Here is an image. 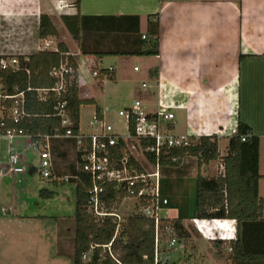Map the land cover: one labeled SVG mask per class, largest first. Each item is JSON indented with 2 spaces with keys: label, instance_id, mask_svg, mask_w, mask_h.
<instances>
[{
  "label": "crops",
  "instance_id": "crops-1",
  "mask_svg": "<svg viewBox=\"0 0 264 264\" xmlns=\"http://www.w3.org/2000/svg\"><path fill=\"white\" fill-rule=\"evenodd\" d=\"M74 2L75 0H0L1 59L13 55L26 57L43 50V38H39L38 35L41 14H48L60 32L56 21H62V14L77 13ZM80 12L87 17L83 25L82 43L89 51L120 50L125 47L123 40L131 33L129 30L126 33L122 30L121 17L138 16L140 32L147 35L149 21L156 20L158 15L160 53L138 55L146 57L148 65L137 98L144 102L148 110H156L159 100L164 104H170L176 116L171 131L176 135L198 137L216 134L219 137V147L221 142L225 143L224 151L220 149L221 155L226 153L229 137L235 134L238 121L242 119L251 126L253 134L258 138L260 152L259 149L264 143V0H80ZM49 37L59 41L58 37ZM67 46L69 53L76 56L78 63V55L82 53L81 47L78 43L74 49L68 44ZM91 56L93 55H89ZM108 56L116 59L109 68H114L117 77V59L125 55ZM93 57L95 60L92 61V65L97 62L99 66V60L103 57L98 59L95 55ZM135 67L136 65L134 72H141V68L135 70ZM143 83H146L147 87L144 88ZM79 84L82 91L80 74ZM102 114L105 119L103 111ZM176 126L180 127L182 132H177ZM80 132L84 133L81 129ZM20 137L29 138L31 144L29 136ZM20 137L10 140L0 135V170L9 164V157L13 151L21 154L22 163L26 166V172L5 174L0 178V186L2 185L4 189L12 185L11 177L16 178L28 171L31 175L39 173L38 162L36 165H28L22 151L17 149L15 140ZM63 142L72 141L68 138L51 140L52 177L43 178L39 173L40 178L48 183L39 189H48L51 183L55 186L60 183L68 186L69 194L72 191L76 194V183L73 180L76 179L75 171L79 165L78 152L76 145L74 152L67 151L68 145ZM245 151L253 152L248 149ZM245 151L244 168H252L253 165L248 161L251 157ZM2 152L8 157L6 164L1 159ZM58 157L64 158L60 166ZM191 159L190 157L184 160L189 170L185 176H191L193 173L196 175V163L190 162ZM219 161L211 163L215 162L218 166ZM211 163L202 168L204 175H207L206 170ZM258 168L263 177L257 183V194L264 199V173L260 166ZM217 173L218 170L214 174ZM72 184L75 188L70 186ZM2 191L0 198L6 195L4 190ZM0 206L2 208L0 248L7 249L10 241L15 240L13 236L15 231L12 229L18 226L19 230L24 232L19 237L24 240L31 236L32 231L40 230L43 233L44 216L38 213L23 215L10 210L6 214H1L6 210V205ZM175 212L178 215L169 217L181 218L190 235L188 238L178 236L179 249L169 252L172 264H232L229 248L231 240L236 236L234 220H197L193 225L183 218L179 213L181 210ZM51 217L58 221L57 231L51 241V247L42 245V249L39 250L38 243L36 244L37 261L68 264L67 260L57 255L59 253L57 245L64 241L65 236L67 238L72 236L75 251V221L71 226L67 218ZM25 221L30 224L27 225ZM206 236L214 238L216 242H212V246L200 245V241L207 238ZM240 239L245 252L254 254L257 264H263L264 220L243 223L240 228ZM19 243L31 247L30 240ZM252 261L247 264H251Z\"/></svg>",
  "mask_w": 264,
  "mask_h": 264
},
{
  "label": "trees",
  "instance_id": "trees-1",
  "mask_svg": "<svg viewBox=\"0 0 264 264\" xmlns=\"http://www.w3.org/2000/svg\"><path fill=\"white\" fill-rule=\"evenodd\" d=\"M74 5L77 7V13L62 14L61 19L84 54L95 55L97 59L108 55H159L160 21L158 15H156V20L149 21L146 38H143L140 32L138 16L121 17L122 30L125 33L129 30L131 33L123 40V43L126 44L125 47L120 50L89 51L82 43L83 25L87 17L80 12V0H75ZM38 35L39 38L58 37L59 49L57 51L38 50L27 55L28 60L24 59L25 56H19L21 67L16 71L0 67L1 83L6 84L10 91L15 86L19 90L26 91L28 115L18 126L23 128L25 134L29 135L34 143H40L47 135L65 133L69 128L78 133L83 105H95V113L98 117H103L101 107L94 97L81 96L76 56L69 53L67 44L60 39V32L46 13L40 16ZM65 56H68L71 66L75 69V77L63 97H58L56 92H50L48 99L41 101L37 96L36 89L55 86L57 79L52 75V70L59 66ZM91 70L97 79L116 80V71L113 67L100 68L97 62H94ZM60 100L68 102L71 119L69 126H63L61 118L57 114L56 105ZM131 130H133V126H131ZM244 136L246 139L242 140ZM190 138L192 140L190 146L173 148L165 155L162 162V174L188 175V166L185 165L183 158L195 159L197 220H234L236 236L230 242L232 250L229 256L232 264H247L251 260H253L251 264H257L256 256L246 253L243 248L240 228L243 223L264 220V199L257 194V183L263 177L258 172V138L253 134L251 126L242 119L238 121L235 134L229 137L227 151L224 155H221L219 137L216 134L191 136ZM71 141L75 146V142ZM151 143L150 140L141 141L144 148ZM247 149L253 150V152H246ZM244 151L251 157L248 161L253 165L252 168H244L246 157V154L245 156L243 154ZM149 156L152 159V156ZM173 156H177L181 160L174 162L172 161ZM216 160H220L224 167L223 170L214 175H204L202 168ZM80 163L79 158L78 169L76 168L75 171L78 177L73 180L76 183L74 264H82L81 255L91 247L92 243L107 244L116 232V222L113 217H106L104 221L96 222L92 214L88 212L89 189L92 187L93 181L91 176L82 169ZM140 169L142 170V167ZM106 191L108 194L106 193L105 197L107 196L109 208H118L116 201L122 202L125 198L130 197L125 189H116L114 184L107 185ZM55 194V191L49 189L40 190V196L44 198H52ZM170 220L175 227L177 236L189 237V231L183 225L181 218L176 217ZM113 249L125 264H153L155 253L154 220L140 213L131 214L122 222L120 231L114 240ZM103 250L102 247L96 248L95 260ZM104 255H106L104 264L116 263L109 257L108 251L105 250ZM171 262L170 264H172Z\"/></svg>",
  "mask_w": 264,
  "mask_h": 264
},
{
  "label": "built area",
  "instance_id": "built-area-1",
  "mask_svg": "<svg viewBox=\"0 0 264 264\" xmlns=\"http://www.w3.org/2000/svg\"><path fill=\"white\" fill-rule=\"evenodd\" d=\"M146 38V35H142ZM43 50L59 49L58 42L51 38H43ZM28 60V58H24ZM1 69L14 71L21 67L19 56H11L1 59ZM139 70V67H135ZM29 73V71H28ZM75 69L71 66L68 56L62 58L59 66L52 70V75L57 79L54 87L37 88V96L41 101H46L50 92H56L58 97H63L68 86L75 77ZM142 86L147 87L146 83ZM29 90L31 87L29 86ZM156 110H148L140 98L127 107L119 110L123 117L126 134L116 130L113 124L100 118L96 113L92 115L89 126L90 134L80 131L75 133L67 129L65 133L47 135L40 143L31 144L39 149L38 171L43 178L52 177L51 140L54 138H68L75 142L82 169L92 178V187L89 189L88 212L92 214L96 222L104 221L106 217H113L116 222V232L112 240L107 244L92 243L91 247L81 255L82 264H104L108 251L109 257L115 264L122 262L113 249V243L120 231L121 224L126 218L120 212V205L109 208L107 206V185L114 184L116 189H125L130 197L136 199L133 213H140L154 220L155 224V253L153 264H170L169 252L176 249L180 241L175 232V227L167 214H164V205L168 204L167 198H161L160 178L165 155L173 148L190 146L191 136L176 135L171 131V125L176 116L170 104H164L159 100ZM58 116L63 126L71 124L70 110L66 100H60L56 105ZM26 91L19 90L17 86L9 90L6 84L0 82V135L13 140L25 134L18 125L27 117ZM10 123V124H9ZM14 124V125H13ZM133 126V130H131ZM30 137V136H29ZM31 139V137H30ZM244 136L242 140H245ZM142 140H150L151 144L145 148ZM152 156V159L150 156ZM188 157L183 158V161ZM181 160L177 156L172 161ZM142 167V170L140 169ZM220 163L219 171L223 170ZM26 172V166L22 163L21 154L13 151L9 157V164L0 170V178L5 174ZM78 175H75L77 178ZM1 189V186H0ZM110 195V194H109ZM132 213V214H133ZM164 236L166 246L162 245ZM102 247L104 250L95 260V250ZM229 250H232L230 247Z\"/></svg>",
  "mask_w": 264,
  "mask_h": 264
},
{
  "label": "rangeland",
  "instance_id": "rangeland-1",
  "mask_svg": "<svg viewBox=\"0 0 264 264\" xmlns=\"http://www.w3.org/2000/svg\"><path fill=\"white\" fill-rule=\"evenodd\" d=\"M57 27L60 29V34L62 40H64L72 49L77 47V42L71 37V35L66 30L62 21H56ZM9 31V30H8ZM9 56V54H4V56ZM17 56V55H13ZM93 58V59H92ZM95 60L93 56L89 57L88 54L79 53L78 64H79V74L83 83V89L81 91V96L94 97L98 105L102 108L105 115V120L119 130L121 133L126 134V130L123 129L124 120L123 117L119 115V110L129 106L135 98L139 95L138 91L141 90L142 79L146 75V68L148 65V59L141 56L125 55L120 56L118 60V72L116 80H110L105 78L104 80L97 79L91 70L92 61ZM115 57L105 56L99 60L100 68H109L114 62ZM141 68V72H134V66ZM153 106V105H151ZM149 109V108H148ZM95 111V105H85L81 109L80 117V129L84 133L92 132V128L89 126V121ZM183 129V126H181ZM177 132H182L181 128L176 126ZM63 144L68 145L67 151L74 152L75 146L73 142H63ZM15 145L18 150L22 151V155L28 165H36L39 158V149L34 147V145L29 144V138L20 137L15 140ZM222 151L225 149V143L221 142L220 147ZM258 152V164L261 171L264 173V143ZM5 152V150L3 151ZM2 152L1 159L6 164L8 157ZM188 157L187 159H189ZM59 166L64 158L58 157ZM196 162L195 159H191L190 162ZM218 161V160H216ZM208 166V165H207ZM220 161L218 166L216 163H211V165L206 170V174H214L219 172ZM15 179V180H13ZM12 185L10 188L4 189L1 185V193H6L5 196L0 198V205H6V210H3L1 214H6L8 210L13 213L32 215L38 213L44 216L43 221V233L32 231V234L26 240H30L31 247L27 244H22L19 242H25L20 234L24 233L20 227L13 228L15 231L13 235L15 240L10 241L9 247L7 249L0 248V264H50L47 262L37 261V250L35 249L38 243V249H42V245L51 247V241L54 239V234L57 231V222L55 218L51 216H56L59 218H67L70 220L71 226L74 225V215H75V194L72 191L71 194L68 193L66 185L55 186L51 183L50 188L56 192L58 195L52 198H43L39 195V187L47 186L48 183L40 178L38 172L33 175L29 173L17 176L16 178L11 177ZM44 185V186H43ZM69 185V184H68ZM75 188V185H70ZM160 194L161 198H167L168 204L164 205V214L166 210L169 212L168 215H178L175 211L181 210L179 212L183 218L190 224H195L196 218V175L193 173L191 176H169L162 174L160 178ZM72 200L70 201V199ZM136 199L132 197H127L123 200L120 205V212L125 217L130 216L135 209ZM177 209V210H175ZM2 210L0 206V211ZM46 214V215H45ZM26 222V221H25ZM27 225L30 222H26ZM70 227V225H68ZM41 229V227H40ZM207 238L200 241V245H211L212 242H216L214 238ZM1 243V240H0ZM43 243V244H42ZM162 245L166 246V238L164 236ZM58 256L67 260L68 264H73L72 255L74 251L73 237H64L63 242H59ZM60 247V248H59ZM179 249V245L176 250ZM60 250L62 253H60ZM181 250V248H180ZM50 252V251H49ZM64 253V255H63ZM55 254V252H54ZM56 257V255H55ZM71 260V262H70ZM51 264H62L60 262Z\"/></svg>",
  "mask_w": 264,
  "mask_h": 264
}]
</instances>
